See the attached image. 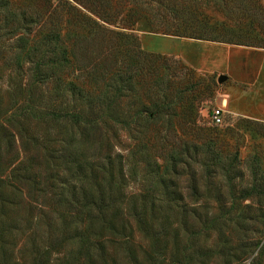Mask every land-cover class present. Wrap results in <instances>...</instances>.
<instances>
[{
  "label": "rangeland",
  "instance_id": "rangeland-1",
  "mask_svg": "<svg viewBox=\"0 0 264 264\" xmlns=\"http://www.w3.org/2000/svg\"><path fill=\"white\" fill-rule=\"evenodd\" d=\"M190 27L219 39L183 35ZM115 31L142 51L119 114L98 113L96 127L50 116L69 106L60 79L99 95L110 69L127 70ZM53 33L64 70L35 80L18 52ZM63 149L111 156L116 209L72 201ZM88 178L77 188L97 189ZM253 186L264 189V0H0V264H264ZM151 198L159 208L139 221L132 203Z\"/></svg>",
  "mask_w": 264,
  "mask_h": 264
},
{
  "label": "trees",
  "instance_id": "trees-1",
  "mask_svg": "<svg viewBox=\"0 0 264 264\" xmlns=\"http://www.w3.org/2000/svg\"><path fill=\"white\" fill-rule=\"evenodd\" d=\"M4 5L6 4L3 3L2 6ZM82 16L85 17V21L87 22L92 20V17L90 18V16H86V14L80 12V17ZM15 20L16 19L9 17V20H7V22ZM32 21L33 20L30 19L29 22L31 23ZM94 21L95 25L99 26V23L96 20ZM187 28H185L184 34L182 33L183 35L191 37H201L203 39L211 40L219 39V36L214 34L212 29L210 28L190 27L189 31H187ZM114 34L117 35L116 40H118L117 42H119L117 45L123 43L127 49L126 53L130 60V65L127 67V70L125 69L126 71L124 70V72L120 69H110L111 78L106 83L107 85L105 86V89H103L99 95L94 94L91 91L82 88L81 86H77L76 84H74V82H65L60 79L59 87H61L62 95H69V106H66L64 110H62L58 114L54 111H51L49 113L50 116L55 118H63L69 122H76L77 124L85 123L91 125L92 127H96L97 121L100 117L98 116V113H101V116L103 118L106 115L110 116L111 112L117 113L118 110L116 109V103L119 102V99L128 91H134V88L132 87V81L135 75L139 74V72L142 70L141 64L136 65L135 62L141 63V60L139 58L141 57L142 51L140 49L139 43L137 41V35L135 33L115 31ZM176 35L181 34L178 33ZM59 36L60 34L58 33H53V37H50L48 34L41 41L33 38L32 41L30 40V42H33L34 44V47L32 48L27 47L25 42H23L21 51H19L18 53H20V57L21 55H23L22 57L27 62H30L29 67L31 68L35 80L46 82L47 80L53 78L55 74H58L61 70H64L63 62L67 61L65 55L66 52L63 48L59 47V49L57 50L58 54L56 55L54 52L55 49L53 47L54 44H57L59 42ZM110 40H112V38ZM114 43L116 44L114 40H112V43H109L110 48H112L111 45L114 46ZM245 43L255 44V42L249 41H246ZM117 45L115 47H117ZM49 49H52V51H50ZM51 55H53V57ZM145 56L147 55L145 54ZM128 68L132 70H128ZM78 100L82 102L81 107H77L76 105H74V103ZM161 108L162 106L158 107L156 113L163 114L164 111L163 108ZM97 110H99V112H97ZM141 112L143 111H136L134 116L141 118V116L139 115L141 114ZM156 113L154 112V114ZM150 115L152 116V113L149 114V118H151ZM85 131L86 129L84 130V133ZM62 152L65 156L64 170H67L66 168H69L68 171L72 172L71 175L73 176L74 174V179L73 181H71V184H69L70 182L66 181V183L62 185L63 189H65L66 186L72 187V201L78 206H82V209L87 208L89 212L93 209H97L102 214V216L109 209H116L118 198L114 197V192L115 188H117V192L119 191L120 184H115V176L113 172L115 162L113 161V159H111V156L105 155L100 159H90L88 156L84 157L83 154L79 156L74 149H63ZM88 174L93 177L94 180H96V183L98 184L96 187L98 190H93L84 186L79 187V189L77 188V184L79 181L83 182L82 180H85V178L88 179L87 181H90V178H88ZM100 174L103 175L101 180L98 179ZM51 177L54 178V173L51 174ZM257 186L261 187V185ZM165 187H168V185H165ZM252 190L258 191L262 196H264V189H257L256 186H253ZM79 198H81L80 201ZM79 202H81L82 204ZM158 202L159 201L156 198L147 200L144 199L140 204L141 207H139L137 203H132L130 210L134 212V216L140 219L139 221L143 222L142 215H144V213H146L148 209H151V211H155L156 209H158L160 206V203ZM174 202L175 201H173V203ZM82 221L83 220H81V222ZM88 229L92 236L94 233L97 234L94 227L89 226ZM83 241L85 243V241H88V238H84Z\"/></svg>",
  "mask_w": 264,
  "mask_h": 264
},
{
  "label": "built area",
  "instance_id": "built-area-1",
  "mask_svg": "<svg viewBox=\"0 0 264 264\" xmlns=\"http://www.w3.org/2000/svg\"><path fill=\"white\" fill-rule=\"evenodd\" d=\"M224 106H226V102L223 101V105L213 109L212 117L216 123L222 122V115L224 112Z\"/></svg>",
  "mask_w": 264,
  "mask_h": 264
},
{
  "label": "water",
  "instance_id": "water-1",
  "mask_svg": "<svg viewBox=\"0 0 264 264\" xmlns=\"http://www.w3.org/2000/svg\"><path fill=\"white\" fill-rule=\"evenodd\" d=\"M223 78H224V76L220 77L219 81H222V80H223Z\"/></svg>",
  "mask_w": 264,
  "mask_h": 264
}]
</instances>
